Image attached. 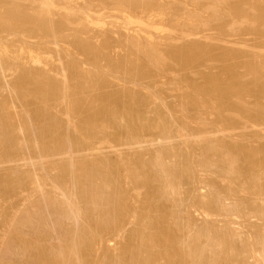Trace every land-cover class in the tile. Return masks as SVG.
Wrapping results in <instances>:
<instances>
[{
	"label": "bare ground",
	"instance_id": "obj_1",
	"mask_svg": "<svg viewBox=\"0 0 264 264\" xmlns=\"http://www.w3.org/2000/svg\"><path fill=\"white\" fill-rule=\"evenodd\" d=\"M87 1L88 0H86L84 4H87ZM103 1L115 2L118 8L121 9L125 6L130 7L132 9L131 12L133 10L138 11V8L146 13H148V10L152 12L153 4H155V10L158 8L156 11H159L160 7V2L158 3L159 7L156 8L157 1L152 0H102L101 4L103 3L104 5ZM190 1L192 2L193 0ZM195 1L196 3H193L194 5L190 2L191 6H196L198 2L200 5L204 2L206 4V0H194L193 2ZM207 1L211 3V6L213 4L216 6V8L212 6L215 11L212 9L213 11L209 12H214V14L211 13L214 17H208L215 18V20L216 18L219 20L220 18H224V21L227 20L226 24H229L228 21L234 24L238 22V20H244L245 17L249 15L247 13L249 9L246 8L248 6L247 4L252 5L255 11H252V8L249 10L253 12V15H249V21L253 20V22L251 21L252 25L250 26L248 24L251 23L246 22L248 26L245 28L243 27V33H254L257 35L264 33V21L260 18L261 16L264 17V0ZM260 1L262 6L259 4ZM97 2L99 1L97 0L96 3ZM109 2L107 3L110 4ZM168 2L167 5L170 4V1ZM179 2L181 3V1H178V5L182 6ZM257 2L258 4H256ZM75 3L76 1L73 2V0H0V30L5 32L8 31L7 33L10 32L11 35L12 33L15 35L16 33L17 35L20 33H22L20 35H23L24 33L27 39L29 37H35V39L38 37L40 39L41 37L44 39V41H42V39L40 40L44 42L43 44L39 40L35 41V44L40 47V49L41 47L45 48L52 40L59 44L60 41L63 42L62 40H64L66 36L69 40L71 36L73 41L71 45L74 44L79 52H83L88 57V60H90L88 62H91V64L95 66L97 65L96 63L99 62V55L102 54L100 56H103V53L108 51L107 48L110 49V45H112L110 44V40L112 42L113 39L111 38L109 40V34H111V32H109L110 28L102 32L103 29L98 27V31L101 29V34L103 35L99 47L98 45L92 44L95 43V41L92 42L93 39L91 36L89 39L92 40L88 39L89 42L85 39L83 40V37H81L82 35L79 36L78 33L80 30L82 31L81 33H84L83 28L86 30L89 29L85 21H88L90 17H87L85 13L88 12L89 15V11L91 10L86 6V8H89V11H87L84 6L80 4L79 6ZM90 3L88 4L90 5ZM98 4L99 3H97V6L100 5ZM161 4H163V2H161ZM173 4L175 8L173 6L169 7ZM182 4L183 6L181 9L184 10L185 3L182 1ZM92 5L91 3L90 6ZM167 5L165 3V6L167 8L169 7L168 13L170 12V14H167L171 22L169 21L170 23L167 22V24H163L167 26H170L168 23L171 24L172 29L169 28L170 30L165 32V26V31L164 29L163 31L166 34H164L162 29L161 31L159 29V32H163L164 34H162V36H164L163 38L158 36L155 37L149 32L151 30L148 31L147 28H149V26L151 28V26L155 24L150 21L152 20L151 18L147 17L149 20L147 19L148 22L142 24L143 26L140 24L144 23L146 19L143 17L144 22L141 21L143 13L140 12L141 20L139 21L141 22H138L141 26L138 29H136L137 27L133 28L134 31L128 27L131 33H126V36L124 34V38L121 36V38H123L121 43L116 39L117 42L115 43H117V46H122L123 44L126 47L128 46L130 54H133L129 59L128 57L130 56L127 54V58H113L111 57L112 55L109 56L106 54L110 57L108 58L107 56V60L109 61L106 63L105 60L106 65H99L100 67L98 66L96 70H84L80 67L81 62L78 64V58H76V60L75 57H73L74 53L71 56V51L69 52V50H67L69 48L59 44L61 47L67 48L64 49L62 47L65 54L69 52L71 56V59L67 56L70 60L68 62L66 61L67 64L65 63V65H67L66 69L68 68L67 73L69 74L70 72V75L65 77V74L62 72L65 77L64 79H59L58 77V75L61 74L59 72L61 71L60 69L59 71L56 70L59 72V74L58 72L56 73L58 74V78L52 75L49 76L47 73L49 70H53V67L52 69L49 68V70L45 68L46 71L48 70L47 72L45 71L47 74L44 72V74H42L41 71L44 69L35 71L34 66V69H29V64H27L28 61H26L28 57L27 52H24L26 58L23 57L22 54H19L22 57H18L19 55L14 54L16 57L11 58L12 61L11 59H7V61L13 63L10 62L11 65H14L13 67L15 69L12 67L11 70H18L16 74L18 78H16V80L13 79L17 85L13 86L18 87L16 88L17 90H21L16 93H18V97H20L21 101V103L20 101L19 103L24 105L22 106L24 109H19L18 113L14 109L15 112L10 111L12 109H10L7 103L11 102L10 100L13 95L11 94L12 96L8 102L7 99L9 95L8 97L5 96L7 92L5 95L1 93L0 98L4 99L6 97L7 99L5 98V101L2 99L0 102V264H251V259L253 257L255 261H253V258L252 262H256L254 264L264 261V223L263 226L262 224L259 225L262 226L261 232L259 231L260 228L255 227L257 229L255 232L259 231L260 234L258 236L255 234L257 238L254 242L243 240L241 241L242 243L240 242L239 246H237L238 244L234 245V237L240 233H238L236 229H232V227L231 229L229 226V228H220L216 226L215 222L210 220L196 228H192L193 225L190 219L187 220L184 217V215L188 217L190 214L189 211L191 210L190 208L193 205L189 204L188 201L189 198H191V193H187L188 198L185 192V197L186 199L188 198V200L181 195L184 194L182 193L183 184L187 181L185 187L189 186L190 184L188 182L191 179L189 176L192 173L195 174L200 169L201 172L211 173L214 180L221 177V175L230 174L229 176L231 177L228 176V182L224 189L219 188V184L216 186L213 184L214 187L212 186L209 197H203L201 198L202 200L198 198V200L200 199L202 202L201 205L206 209L204 210L205 214L210 215L211 212L208 208L210 205H213V203L214 205L217 204L222 206L225 204V198L228 197V195L230 197L235 195L236 199L243 201L242 203L240 202L242 207L239 201L236 203L237 205L239 204V209L238 207L236 208L237 205L233 207L236 202L234 201L231 207L223 206L226 211L238 209L242 211L241 215L245 218L258 216L264 220V144H258L259 146L256 145V147H252L251 145L231 144L232 146H228L224 149L225 146L222 148V144H224L223 141L222 144L219 142L223 138L220 140L215 137L217 141L219 140V144L217 141L214 144L209 142L211 146L204 140V142H201V139L204 137L200 134L201 131L204 136L207 133L205 138L208 140V138L210 139L216 134L214 132L215 134L212 135L210 132L216 130L217 132L223 131V134L224 132H229L227 133L229 135L232 134V132L235 133L234 129L237 130L239 128L241 129L242 135H247V131L251 130L250 128L260 129V132H262L261 128L264 127V55H262L263 58H258L255 54L253 57L251 53V56H246L244 52L246 58H240L239 60V56L234 54L238 57L236 60V57L233 55V50L229 51L225 49L224 51L227 50V52L224 53L226 54L225 56H231L232 58L234 56V60L236 61H232V58V60H229V58H227L228 60L224 59L225 62H222L223 64L218 67L217 71L200 73L201 79L197 80V74L200 72L198 69L199 66L203 64V62L205 65V60L211 59L213 56L209 55V51L205 48L207 46L202 45V42L200 44L198 41H195V39L192 40L191 36H196L200 33L199 35H204L209 38L207 31L209 29H215V31L221 34L224 32L223 30H225L223 33L225 36V33L228 32H226L227 26L224 28L226 24L224 25L222 22L223 19L220 25L218 24L219 20L216 22L217 25L214 24L215 21L213 23H211V21L206 22L208 17L205 16L206 19H203L201 16L203 14L202 11L199 13H202L200 16L203 20L199 17V20L198 18L195 19L197 15L189 13L195 16L192 17L195 20H192L189 15L190 19L185 18V20L181 21L179 20L181 18L177 17L181 15V13L178 15V11L181 12V10L176 11L179 8L177 2L174 1L171 5ZM209 5H205V8L208 6L209 9ZM217 5L220 8L223 7L222 10L218 8ZM244 7L247 10H245ZM118 8L116 9L119 10ZM160 8V11L163 10V13L167 12V10L163 9V5ZM195 8L196 7H194V9ZM111 9L114 8L111 6L109 10L111 11ZM154 9L153 11H155ZM170 9L174 11H172V14H177V16L173 15L177 18L169 16L172 15ZM191 9H189V11L193 12ZM197 10L201 9L199 8ZM197 10L195 13H198ZM123 11H125V9ZM94 12L96 11L92 13ZM162 12L159 16L163 15ZM124 13L127 14V12ZM146 13L145 16L147 15ZM159 13H156V19L159 18L156 17ZM111 14L114 13H110V15ZM129 14L131 16L134 13L131 14L129 12ZM183 15H185V13H183ZM124 16L126 15L123 14V17ZM135 16H138L137 19H139L138 14ZM150 16L152 15L150 14ZM189 16L187 14L188 18ZM240 16L242 18H240ZM163 17H165V15H163ZM130 19H128V21ZM133 19L132 21H134ZM160 19L161 18L158 20ZM113 20L114 19H112V23H114V26L112 25V27L119 28L120 25L115 26V23L118 25L119 22H113ZM124 22L126 21L124 20ZM135 22L136 25L137 20ZM91 23L94 22L92 21ZM156 23L157 25L158 23L160 26L162 25L160 22ZM210 23L214 24V26ZM241 23L244 22L241 21ZM88 24L90 23L88 22ZM233 24V27H231L236 28ZM155 25H153L152 28L156 27ZM240 26H237L236 29H240ZM243 28L241 27L242 30ZM239 29L238 31H240ZM116 30L115 32H117ZM65 31H67V33H65ZM215 31L213 33H215ZM229 32H231V30ZM234 32L235 31H233V33ZM94 34L96 33L93 32L92 36H94ZM238 34H242V32H238ZM226 36H228V34ZM24 38L26 37L23 35V39ZM29 39L28 41H31ZM68 39H66V42ZM100 39H98V41ZM36 42L39 43L37 44ZM118 42L120 45H118ZM226 42L227 41H225V43ZM45 43L47 44L45 45ZM36 45L35 47L38 48ZM29 46L30 45L27 47L30 48ZM115 46L113 45L112 48L114 49ZM50 48L52 49V47ZM58 48L60 47H57V49ZM104 49H107V51H104ZM43 50L44 49L41 51ZM28 51H30V49ZM113 52L115 53L114 50ZM4 53L5 56L8 55L7 57L2 56L3 59L10 58V52L8 50L7 52L5 50ZM57 53L59 55V49ZM60 55L62 56L63 53ZM134 56V60H131ZM30 58L32 59L33 57ZM61 58L63 59V57ZM0 60L2 59L0 58ZM66 60L68 59L66 58ZM4 61L5 64L2 62L4 65H0L2 67L5 66L3 69L0 67L2 72L6 67L11 66L10 64H6V60ZM61 62L62 60L59 63ZM59 65L63 67L62 65L64 64ZM53 66H57L56 63ZM189 68L193 69V71L194 69L198 71L196 75L194 71L193 76L196 78L190 76V73L185 74L182 72L185 75H178L179 72L181 73V71H186ZM66 69L64 71H66ZM54 71L55 70H53V72ZM114 73L117 76L116 78L114 77ZM120 73H122V75ZM49 74H51V72ZM163 78L165 81L161 82ZM145 79L149 80L145 81ZM140 81L147 83V88H153V91L149 90L152 92H149L150 94L148 93L149 96L146 97L147 94L144 97V94L139 96V90L134 93L132 91L134 89L130 91V87L127 88L125 85L131 82L133 86V83L140 84ZM177 82H181L180 84L184 82L183 88L185 87V89L182 88L183 91L180 90V84L175 85ZM161 83L169 86L174 84V87L178 86L180 88L178 90H180L181 94L184 92L183 96L194 102L193 109L196 107L202 112L207 110V113L211 111L214 113L213 120L210 118V121L209 119L208 121L207 119L203 120L200 117L204 114L203 112V114L199 116L201 119H198V121L206 122L205 124L199 122V124L202 125H199V127H203L202 129L204 130L200 128L201 130L199 131L196 129V132L193 128L187 130L191 122L188 124L187 120H184L179 123V116L175 115L178 118V120L175 121L178 123V127L174 128V130H176L174 136L176 135L179 138L177 139L175 137L177 143H173L174 141L171 142V136H173V127L171 129L172 122L167 120L168 117H165L162 112L160 113L159 109L162 106H158L159 108L156 106L157 108L154 109L156 110V116H154V118L152 117V121L156 118V120H154L156 121L155 124H153L154 121L150 122L151 118L146 119V121L152 124V128L153 125H156L155 128H158L157 130H159L163 138L166 137L167 139L171 137L169 143L173 144L171 145L168 143V140L164 141L165 139L162 140L163 138H161V145H155V149L153 148L154 152L152 151L150 153L148 151L150 156L148 155L149 158L145 157V159L142 157L145 154L141 155L139 151H137L138 154H136V150L134 151L136 155H133V158L128 154V157L125 155L122 156L121 151V154H119L120 152L118 153L119 156L121 155L120 157L117 155L118 158H107L108 154H104V148L106 150V148L109 147L119 148L123 146L122 148L128 147L132 150L135 146H140L143 143L148 144V142H146L147 140L144 142L145 139L143 140V137H140L139 134L141 133H138L141 132L139 129L145 127L143 126L144 123L148 124L145 122V119L144 121L142 119V107H145L147 102L149 103L152 98L154 100L156 97H160L159 92L164 89L161 88V90L156 88V90H154V87H158L159 85L160 88V85L163 86ZM118 85H120V87L122 86V88H117ZM108 86L113 89L110 88L108 91ZM105 87H108L107 90H105ZM16 89L12 88V91ZM2 90H4L3 87ZM249 97L252 98L250 99L251 101ZM158 98L155 102H160ZM162 98L161 96V99ZM13 99L15 100L16 98L14 97ZM49 100H51L50 103ZM51 103L54 105L58 104V106L56 105L57 108L65 106L66 109H64V107L60 108L62 111L66 110L65 113L67 117L73 115V119H71L73 122L70 120V118H72L71 116L65 119L61 116V113H57L54 109L56 106L54 107ZM6 105L9 107H7V110H4L3 108H6ZM170 110L173 111L174 108ZM77 113H79L78 116L80 115V117L75 119H78L77 121H80L79 123L76 121L74 122V117L76 116L74 114ZM207 113L205 114L206 116ZM177 114L180 113L177 112ZM18 118L22 122H20ZM79 118H81V120H79ZM197 118L198 117H196V119ZM18 122L20 124H18ZM149 126L150 125H148V127ZM106 127H110L112 130L109 131ZM105 128L109 132L105 130ZM102 132H104L103 136H100ZM155 132L158 134V131ZM209 133L212 136H209ZM200 135L202 136L201 138ZM256 135H259V133H256ZM151 140L153 141L154 138ZM22 141L25 142V144H23ZM150 142L149 144L152 145L153 142ZM186 148L187 150L190 148L189 151L191 152L198 149L201 153L200 156H202L200 157L201 161L199 160L197 163L193 158H190L191 153H189V156V154H187L189 151H187ZM149 149L150 151L152 150L150 147ZM143 151L144 150H142V152ZM183 152H186L185 155ZM123 154L125 153L123 152ZM224 155L227 157L229 156V158H227L228 160L224 158ZM172 156H175L177 159L174 157L172 159ZM179 156L182 160V167H177L176 164L172 162L174 159L175 163L176 160H180ZM169 157L173 165L169 163L170 160H167ZM177 163L179 164V161ZM198 164L201 165L199 169L197 167ZM36 166L43 170V172L41 171L42 174L36 171ZM258 168L261 169L258 170ZM51 169H54L53 171L55 173L51 172ZM193 174L191 176H193ZM187 177L189 178L188 180L186 179ZM183 180H185V182ZM180 187H182V189H180ZM241 191H245L249 195L239 197L238 194ZM260 202H262V204ZM167 204L168 206H166ZM186 206L188 214L186 213L187 211L183 212L186 210ZM214 208L217 209V206ZM130 222L134 223V225L132 226ZM127 223H130V228H127ZM114 234H116L113 236L115 239L121 234H123L125 238V241L122 243L120 242L121 244L119 243L120 245H118V247L115 245L117 252L111 249L112 246H108L110 245V237ZM255 245H258V248ZM98 250L101 252V255H97Z\"/></svg>",
	"mask_w": 264,
	"mask_h": 264
},
{
	"label": "rangeland",
	"instance_id": "obj_2",
	"mask_svg": "<svg viewBox=\"0 0 264 264\" xmlns=\"http://www.w3.org/2000/svg\"><path fill=\"white\" fill-rule=\"evenodd\" d=\"M76 1V5H82V6H84L85 8H86V6H88L89 8H90V10L93 12V11H96V12H94V13H92L91 11H89V8H86V10L87 11H89V15H88V12L87 13H85L86 15H87V17H90V19L88 20V21H85L86 23H87V28H89V29H85V28H83V32L85 33H81L82 31L80 30V32L78 33L79 34V36H81V37H83L82 39L84 40H87L88 41V39L89 38H91L92 37V39H89V40H92V42L93 41H95V43H92V44H94V45H98V47L100 46L99 44H100V42H102V38H103V35L101 34V29H103L102 30V32H105V30L107 31L108 30V28H110L109 29V32H111V34H109V40L112 38L113 40H112V42H111V40H110V44H112V45H110L111 47H110V49L109 48H107L108 49V51H107V49H104V51H107V52H104L103 53V56H100V55H102V54H100L99 55V58H98V61L99 62H97L96 64L97 65H95V66H93L94 64H91V62L89 63L88 61H90V60H88V57L83 53V52H79V50H77V48L75 47V45L74 44H72L71 45V42L73 43V41H72V37L70 36V40L67 38V36L65 37V39L64 40H62L63 42H59V44L60 45H63L64 47H68L69 49H67V48H64L63 46V48L64 49H67V50H69V52L71 53V56H72V54L74 53V55H73V57H75V59L76 58H78V60H79V62H78V64L80 63V67L81 68H83L84 70H91V69H97V67L99 66V65H106L105 64V60H106V63H107V61H109V60H107L108 58H110L109 56H111V57H113V58H116V57H120V58H123V57H128V56H130V57H128V59L129 58H131L132 56L131 55H133L132 53L130 54V52H129V48H128V46L126 47L124 44L122 45V46H117L116 44L117 43H115V42H117V41H119L120 43H121V40H123V38L126 36V33L127 34H130L131 32V30L132 31H134L133 30V28H135V27H137L136 29H138L142 24H145L146 22H148V18L147 17H149V18H151L152 20H150V21H152L153 23H155V24H153V25H155L156 27H154V28H152L153 27V25L151 26V28H150V26H149V28H147L148 29V31L149 30H151V31H149L151 34H153L155 37L156 36H158V37H161V38H163L164 36H162V34H163V32L165 31V29H166V31L165 32H167V30L169 31L170 29H172V25L171 24H169L171 21H170V18L168 17V14H170V12L168 13V10H169V7H174V4L173 5H171L174 1H176L177 2V5H178V1H181V5L183 6V4H182V1H183V3H185V9L184 10H182L181 8H182V6H180V5H178V7L180 8H178L177 6V10L176 11H178V10H181V12L180 11H178V15H180L179 13H181V17L180 16H177V14L176 15H174V14H172V11L173 10H175V9H173V8H171V9H173L172 11H171V9H170V11H171V14L172 15H169V16H172V18H181V19H179V20H185V18L186 19H190V16H191V18L192 17H195V16H193L194 14H196L197 16L195 17V19H197L198 17L201 19V16H202V18L203 19H206V17H212L213 15H211V13L212 14H214V12H211V13H209L210 11H213L214 9H213V7L215 6V4H213L212 6H211V3L209 2V1H207L206 0V4H205V2L203 3V1H202V3L204 4H199V2L196 4V6H191V3H192V5H194L195 3H196V1L195 2H191L190 0H152V1H157V3H156V8L157 7H159V5H160V7H162V5H163V9L164 10H167V12H162V11H160V7H159V11H160V13H159V11H156L154 8H155V4H153L152 6H153V8H152V12L151 11H149L148 10V13H146V12H144V11H142L140 8H138L137 10L138 11H135V10H133L132 12H131V8L130 7H124V8H118V6H117V4H115V2H109V1H107V2H109L110 4H108L106 1H103L104 2V5H107V6H104L103 5V3L101 4V2H102V0H98L99 2H97V3H99L98 5L99 6H102V7H99V6H97V3H96V1L97 0H88L87 1V4L88 3H92L93 5L92 6H90L91 5V3H90V5L88 4H84V3H86V0H75ZM74 0H73V2H75ZM84 1V2H83ZM168 1H170V4H168V5H171V6H169L168 8L165 6V3H166V5H167V3H169ZM173 1V2H172ZM191 3H190V2ZM160 2V4L158 5V3ZM161 2H163V4H161ZM172 2V3H171ZM210 3V5H209V3ZM78 3V4H77ZM152 3H154V2H152ZM186 3H188V4H186ZM189 3H190V5H189ZM194 3V4H193ZM200 6H199V5ZM209 5V9H208V6L205 8V5ZM256 4H258V2L256 3ZM259 4L261 5L262 3H261V1L259 2ZM79 5V6H80ZM167 5V6H168ZM188 5V6H187ZM248 6L246 7V8H248L249 10L251 9L252 11H255L254 10V8L252 7V5H249V4H247ZM259 5V6H260ZM109 6H110V8H111V6H112V8H114V9H111V11L109 10L110 8H109ZM116 6V7H115ZM198 6V7H197ZM203 6H204V8H203ZM244 6V5H243ZM249 6H251V7H249ZM262 6V5H261ZM264 6V5H263ZM91 7H92V9H91ZM97 7H98V9H97ZM105 7V8H104ZM108 7V8H107ZM119 7H122V6H119ZM164 7H166V8H164ZM194 7H196L195 9H194ZM211 7V8H210ZM217 7H218V5H217ZM94 8V9H93ZM116 8H118L119 10H117ZM130 8V9H129ZM175 8V7H174ZM184 8V7H183ZM191 9V8H193V9H191V10H193V12L191 13L190 11H189V9ZM201 9V10H197V9ZM203 8V9H202ZM215 8H216V6H215ZM218 8H220V7H218ZM217 8V9H218ZM223 8V7H222ZM222 8H220L221 10H222ZM245 7H244V9L245 10H247ZM97 9V10H96ZM125 9V11H123ZM153 9L155 10V11H153ZM213 9V10H212ZM99 10V11H98ZM109 10V11H108ZM114 10V11H113ZM197 10V12L198 13H195V11ZM205 10H208V11H205ZM249 10H247V13L250 15V14H252L253 12L252 11H249ZM106 11V12H105ZM108 11V12H107ZM113 11V12H112ZM115 11H116V13H115ZM121 11V12H120ZM123 11V12H122ZM186 11V12H185ZM200 11H202V13H199ZM215 11V10H214ZM124 12H127V14H125ZM129 12L131 13V14H133V15H131V16H133V17H131L130 16V14H129ZM138 12V13H137ZM143 13L142 14V20L140 19L141 18V13ZM151 12V13H150ZM154 12V13H153ZM159 13L156 17H159V18H161L160 20H158L159 18H155V15H156V13ZM161 12L163 13V15H165V17H163V15L162 16H159V15H161ZM174 12V11H173ZM208 12V13H207ZM93 15H92V14ZM103 13V14H102ZM106 13V14H105ZM110 13H114V14H111L110 15ZM120 13H122V14H120ZM139 15V19H137L138 18V16H135V15H137V14ZM145 13L147 14L146 16H145ZM153 13V14H152ZM168 13V14H167ZM183 13H185V15H183ZM188 14V16L190 15V14H193V15H190L189 16V18L187 17V14ZM190 13V14H189ZM207 13V14H206ZM255 13V12H254ZM91 14V15H90ZM104 14H105V16H104ZM119 16H118V15ZM123 14L124 15H126V16H124L123 17ZM150 14L152 15V16H150ZM166 14H167V16H166ZM202 14V15H201ZM204 14H206V15H204ZM144 15V16H143ZM177 16V17H174V16ZM199 15V16H198ZM201 15V16H200ZM204 15V16H203ZM249 15H248V17L246 16L245 17V19H246V21H245V19L243 20V19H241V20H238V22H236V23H234L233 24V22H231V21H228L229 22V24L227 23L226 24V22H227V20L226 21H224V18H222L223 19V23H224V25H225V27L224 28H226V26H227V29H226V32L227 33H225V36L223 35V33L225 32V30H223L224 32L221 34V33H219V32H217V31H215V29H209V30H207L208 31V34H209V38L208 37H205L204 35H199V34H197L196 36L195 35H193V36H191V39L192 40H194L195 39V41H198L200 44H201V42H202V45H205V46H207V47H205L209 52V55L210 56H213V57H211V59L213 60H211V59H206L205 60V65H204V62H203V64H201L200 66H199V74H197L198 73V71H195V69H194V71H195V75L197 74V78L195 77V76H193L194 75V71H193V69H187L186 71H181V73L182 72H184L185 74H187V73H190L189 75L190 76H192V77H195L197 80H200L201 78H200V73H203V72H209V71H212V72H215V71H217L218 70V67H220L223 63L222 62H225V60H228L227 58H229V60H232V61H236L237 60V58L238 57H236L235 55H237V56H239V60H240V58H246V56H251L250 55V53L253 55V57L255 56V55H257L256 57H258V58H260V57H262L263 58V56L262 55H264V33L262 34H260V35H257V34H254V33H243V31H244V28L245 27H247L248 25L250 26V25H252V22H253V20H251V21H249L250 20V17H249ZM253 15V14H252ZM255 15H257V14H255ZM93 16V17H92ZM99 16V17H98ZM112 18H111V17ZM131 17V19H130V17ZM206 16V17H205ZM95 17V18H94ZM135 17H136V19H135ZM143 17L144 18H146L145 19V22H144V19H143ZM162 17H163V19H162ZM169 19H168V18ZM183 17V18H182ZM207 18L206 20H204V21H206V22H210L211 21V23H213L214 21H215V25H217V23L216 22H218V20L219 19H217L216 18V20H215V18ZM214 17V16H213ZM111 18V19H110ZM116 18V19H115ZM124 18V19H123ZM134 18V19H133ZM172 18H171V20H172ZM199 18H198V20H199ZM240 18H242L241 16H240ZM239 18V19H240ZM247 18H248V20H247ZM263 21H264V17L263 16H261L260 17ZM88 19V18H87ZM94 19V20H93ZM97 19V20H96ZM99 19V20H98ZM112 19H114L113 20V22H119L118 23V25H117V23H115V26H119V28L118 27H112V25L114 24V23H112ZM120 19V20H119ZM127 19V20H126ZM128 19H130L129 21H128ZM132 19L134 20V21H132ZM148 19V20H147ZM165 19V20H164ZM194 18H192V20H193ZM194 19V20H195ZM203 19H201V20H203ZM221 18H220V20H219V22H218V24L220 25L222 22H221V20H222ZM227 19V18H226ZM110 20V21H109ZM116 20H119V21H116ZM124 20L126 21V22H124ZM137 20V24L135 25V21ZM139 20H141L142 22H144V23H140L141 25H139V22H141V21H139ZM147 20V21H146ZM228 20H230V19H228ZM94 22V23H91V22ZM96 21V22H95ZM128 21V22H127ZM139 21V22H138ZM170 21V22H169ZM241 21L242 22H244V23H241ZM88 22L90 23V24H88ZM130 22V23H129ZM132 22H133V24H132ZM156 22H160V24H162L161 26L159 25V23H158V25H157V23ZM167 22H169L168 23V25H170V26H167V25H165V24H167ZM231 22V23H230ZM246 22H248V23H251V24H248L247 25V23ZM121 23V24H120ZM127 23H129V24H127ZM151 23V22H150ZM163 23H165V24H163ZM210 23V24H211ZM239 23V24H238ZM241 23V24H240ZM245 23H246V25H245ZM264 23V22H263ZM110 24V25H109ZM122 24H123V26H122ZM125 24V25H124ZM214 24H211V25H213L214 26ZM232 24L234 25V27H236L237 28V26L239 27L240 25V31H238V29H236V28H232L233 26H232ZM237 24V25H236ZM243 24V25H242ZM254 24V23H253ZM74 26H76L75 24H73ZM93 25V26H92ZM138 25V26H137ZM164 25V26H163ZM230 25V26H229ZM236 25V26H235ZM245 25V26H244ZM89 26V27H88ZM92 27V29H91V27ZM114 26V25H113ZM126 26V27H125ZM143 26V25H142ZM158 26H160V27H158ZM163 26V27H162ZM165 26H166V28H165ZM232 26V27H231ZM96 27V28H95ZM98 27L99 28H101L100 29V31H98ZM128 27L131 29H129L128 30ZM162 27V28H161ZM230 27V28H229ZM241 27L243 28V30L241 29ZM127 28V29H126ZM165 28V29H164ZM170 28V29H169ZM229 28V29H228ZM232 28V29H231ZM81 29V28H80ZM95 29H97V30H95ZM116 29H118V30H116ZM155 31H154V30ZM159 29H160V31H161V29H162V31H163V29H164V31L163 32H159ZM90 30H91V33L93 34V32L94 33H96V34H94V36H92V34L90 33ZM94 30V31H93ZM115 30L117 31V32H115ZM128 30V31H127ZM231 30V32L233 33V31H235V32H242V34H238V32L237 33H233V35H232V33L231 32H229ZM88 32V33H86V32ZM98 33H97V32ZM210 31V32H209ZM215 31V33L216 34H218V35H216L215 33H213ZM8 31H1L0 30V58L3 60H0V62L2 61L3 63L5 62L4 60H6V64H10V62L12 61V59L11 58H14V57H16L14 54H16V55H19V54H22V56L23 57H25L26 58V56H25V53L24 52H27L28 53V55H27V53H26V55L29 57H27L26 58V61H28V63L27 64H29L28 66V68L29 69H34V67H35V71L36 70H42V69H44L43 71H41L42 72V74H44V73H46L48 70H49V68L50 69H52V67L54 68L53 70H55L54 72H53V70H49L47 73H48V75L49 76H55V77H57V75L59 74V72L61 73V74H59L58 75V77H59V79L60 78H62V79H64L65 77H68L67 75H70V72H69V74L67 73L68 71H67V69H66V66L67 65H65V63L67 64V62L71 59V56H70V53L68 52L67 54H65V52H64V50L62 49V47L58 44V43H55V42H53V40L52 41H50V43H45V45L47 44V46H49V47H47V46H45V48L44 47H41V49H40V47H38L36 44H35V41H40L41 39H42V41H44V39L43 38H41L40 37V39L38 38V37H36V39H35V37H29L28 39L29 40H31V41H28V39H27V36H25L26 34H24L23 33V35H24V37H26V38H24L23 39V35H20V34H22V33H20L19 35H17V33H16V35L14 34V33H12V35H11V33L9 32V33H7ZM100 32V33H99ZM113 32V33H112ZM121 34H120V33ZM122 32H123V34H122ZM125 32V33H124ZM130 32V33H129ZM152 32H154V33H152ZM164 32V34H166ZM264 32V31H263ZM65 33H67V31H65ZM90 33V34H89ZM161 35H159V34ZM212 33V34H211ZM4 34V35H3ZM7 34V35H6ZM69 34V33H68ZM98 34V35H97ZM99 34H100V36H99ZM119 34V35H118ZM125 34V36L123 37V35ZM157 34V35H156ZM163 34V35H164ZM168 34V33H167ZM201 34H203V33H201ZM221 34V35H220ZM228 34V36H226ZM238 34V35H237ZM1 35H3V36H1ZM15 35V36H14ZM97 35V36H96ZM213 35V36H212ZM88 36V37H87ZM91 36V37H90ZM96 36V37H95ZM119 36V37H118ZM121 36L123 37V38H121ZM201 36V37H200ZM204 36V37H203ZM212 36V37H211ZM215 36V37H214ZM223 38H221V37ZM224 36V37H223ZM232 36V37H231ZM256 36H258V37H256ZM261 36V37H260ZM69 37V36H68ZM86 37V38H85ZM95 39H94V38ZM157 37V38H158ZM217 37V38H216ZM219 37V38H218ZM231 37V38H230ZM32 38V39H31ZM38 38V39H37ZM101 38V39H100ZM120 38V39H119ZM160 38V39H161ZM203 38V39H202ZM206 38V39H205ZM211 38V39H210ZM213 38V39H212ZM224 38H226V39H224ZM23 39V40H22ZM25 39H26V41H25ZM66 39H68L67 40V42H66ZM98 39H100L99 41H98ZM116 39H117V41H116ZM220 39V40H219ZM42 41H40V42H42ZM98 41V42H97ZM220 41V42H219ZM225 41H227L226 43H225ZM47 42V41H46ZM64 42H66V43H64ZM89 42V41H88ZM118 42V45H120V43ZM178 42H180V41H178ZM207 42H209V43H207ZM33 43V44H32ZM37 43V42H36ZM39 43V42H38ZM37 43V44H38ZM44 42H42V44H43ZM54 43V44H53ZM62 43V44H61ZM66 44V45H64V44ZM206 43V44H205ZM30 45L29 47L30 48H28L27 46L28 45ZM31 44H32V46H31ZM38 47V48H36L35 47V45ZM56 44H57V46H56ZM115 46L114 47V49L112 48V46ZM124 46H125V48H124ZM32 47H33V49H32ZM50 47H52V49L50 48ZM57 47H60V48H58L59 49V55H58V49H57ZM121 47H123V48H120ZM28 48V49H27ZM47 48V49H46ZM75 48H76V50H75ZM116 48H117V50H116ZM128 48V49H127ZM30 49V51H28ZM37 49V50H36ZM42 49H44L43 51H41ZM49 49V50H48ZM55 49V50H54ZM61 49V50H60ZM122 49H124V50H127V51H124V50H122ZM217 49V50H216ZM225 49H228L229 51H231V50H233V55L236 57V60H234V56H233V58L231 57V56H229V57H227V56H225L226 54H224L225 52H227V50L226 51H224ZM5 50H6V52H7V50L10 52V54H9V56H10V58L8 57V58H4L3 59V57H7V55L5 56ZM32 50V51H31ZM51 50V51H50ZM111 50V51H110ZM113 50L115 51V53L113 52ZM76 51H78V52H76ZM123 51V52H122ZM224 51V52H223ZM239 53H238V52ZM2 52V53H1ZM12 52V53H11ZM29 52H31V53H29ZM33 52V53H32ZM46 52V53H45ZM110 52V53H109ZM237 52V53H236ZM241 52V53H240ZM244 52H245V54H246V56H244ZM3 53H4V55H3ZM18 53V54H17ZM61 53H63V55L61 56L60 54ZM84 55H83V54ZM216 53V54H215ZM249 53V54H248ZM257 53V54H256ZM13 54V55H12ZM106 54H108V55H106ZM117 54V55H116ZM118 54H119V56H118ZM121 54H125L124 56L123 55H121ZM126 54L128 55V56H126ZM224 54V55H223ZM239 54V55H238ZM255 54V55H254ZM65 55V56H64ZM78 55V56H77ZM105 55V56H104ZM241 55V56H240ZM261 55V56H260ZM3 56V57H2ZM11 56H13V57H11ZM21 55H19L18 57H22ZM63 57V59L61 58V57ZM70 58H68V57ZM107 56H108V58H107ZM221 56H223V57H221ZM30 57H33L32 59L30 58ZM60 57V58H59ZM68 59V60H66V58ZM87 57V58H86ZM103 57V58H102ZM224 57H226V58H224ZM134 58H135V56L131 59V60H134ZM232 58V59H231ZM7 59H11V61H7ZM100 59V60H99ZM217 59V60H216ZM225 59V60H224ZM241 59V60H242ZM15 60V59H14ZM62 60V62L61 63H59L60 61ZM77 60V59H76ZM29 61H30V63H29ZM67 61V62H66ZM0 63V65L2 64V65H4L3 63ZM7 62H9V63H7ZM14 62V61H13ZM101 62V63H100ZM208 62V63H207ZM12 63V62H11ZM55 63H56V65L57 66H59V67H57V66H53V65H55ZM104 63V64H103ZM13 64V63H12ZM49 64H50V66H49ZM59 64H64V65H62L63 67H61V65H59ZM11 65V64H10ZM9 65V66H10ZM31 65V66H30ZM92 65V66H91ZM8 66V65H7ZM14 65H11L10 67H6L4 70H3V72H2V69L5 67H2V66H0L1 68H0V71H1V73H0V95H1V93H3L4 95L6 94V92H7V94L5 95L6 97H8V95H9V98L7 99L5 96H3V97H5L6 99H7V101L10 99V97H11V102H9V103H7V104H9V106H10V109H12V110H10V109H8V110H10V111H16L17 113L19 112V109L20 110H23L24 108L22 107V106H24V105H21L20 103H21V101H20V97H18V93H16V92H18V91H21V90H17L16 88H18V87H14L13 85H17V84H15V80H16V78H18V77H16V74H17V72H18V70H11L12 69V67H13ZM27 66V65H26ZM34 66V67H33ZM100 67V66H99ZM7 68H8V70H7ZM48 68V70L46 71V69ZM57 68V69H56ZM193 68V67H192ZM206 68V69H205ZM13 69H15L14 67H13ZM59 69L61 70V71H59ZM66 69V71H64ZM241 69V68H240ZM56 70H58V71H56ZM192 70V71H191ZM242 70V69H241ZM16 71V72H15ZM39 71V72H40ZM46 71V72H45ZM44 72V73H43ZM51 72V74H49ZM53 72V73H52ZM58 72V74H56ZM62 72H63V74H65L64 76H63V74H62ZM197 72V73H196ZM46 73V74H47ZM180 72H179V76L180 75H182L183 76V74L184 73H182L181 74ZM192 73V74H191ZM45 74V75H46ZM117 74V73H116ZM121 75H122V73H120ZM184 74V75H185ZM177 75V76H178ZM57 77V78H58ZM114 77L116 78L117 76L115 75V73H114ZM109 78H110V76H109ZM113 78V77H112ZM13 79H15V80H13ZM144 80V79H143ZM147 79H145V81H146ZM149 80V79H148ZM147 80V81H148ZM12 81H13V83H12ZM163 81H165V79L163 78V79H161V82H163ZM120 82V81H119ZM141 83L139 84V83H133V86H132V83L130 82L128 85L127 84H125L126 86H127V88L128 87H130L129 89H130V91H131V89H134V90H132L134 93H136L137 92V90H139L138 92H139V96H142L143 94V97L146 95V97L147 96H149L148 95V93L150 92V91H153V88H147V83H145L144 81L142 82V81H140ZM176 82V81H175ZM1 83H2V85H1ZM165 83V82H164ZM181 83V82H180ZM179 82H177V84H175V85H178V84H180ZM134 84H135V86H134ZM137 84V85H136ZM162 84V83H161ZM183 84H184V82H182V84H180L179 85V87L181 86V89L177 86H173L174 84H170L171 86H169V85H165V84H162L163 86H161L160 85V88H159V85H158V87H154V90H156V88H158V89H164V90H160L161 92H159L160 93V97L158 98V97H156V99H154L153 100V98H152V100H150L149 101V103L147 102V104L145 105V107H142V114H143V121H144V119H145V122H147L146 121V119H149V118H151V120H150V122H153L154 120H156V118L155 119H153V121H152V117L154 118V116H156L155 115V111L156 110H154L155 108H157L158 106L160 107V106H162L159 110H160V113L162 112V114L165 116V117H168L167 118V120H169L170 122H172V126H171V129H172V127H173V130H174V128H177L178 127V123L177 122H175V121H177L178 120V118H177V116H175V115H178L179 116V123L181 122V121H184V120H187V123L189 124L190 122V126L189 125H187V126H189L188 127V129L187 130H189V128H190V130L193 128V130H195L196 132H197V130L196 129H198L199 131L203 128H201V127H199V125H201L202 124V122L199 120L198 121V119H207V121H208V119L210 118V119H212L213 120V115H214V113H212L211 111H210V113H207V110H204V108H203V112H204V114H203V112L201 111V110H199V109H197L196 107H194V109H193V105H194V102L193 101H191L189 98H187V97H184L183 96V94H184V92H182V94H181V92H180V90L181 91H183L182 90V88H183ZM4 85V86H3ZM165 85V86H164ZM10 86H13V87H10ZM146 86V87H145ZM154 86H156V85H154ZM167 86V87H166ZM173 86V87H172ZM2 87H3V89L5 90H2ZM6 87V88H5ZM109 87V86H108ZM108 87H105L106 89L105 90H107V88ZM114 87H115V85H114ZM117 87V86H116ZM139 87V88H138ZM141 87V88H140ZM12 88H15L16 90H14V91H12ZM111 87H109L108 88V91H109V89H110ZM117 88H122V86L120 87V85H118V87ZM144 88V89H143ZM111 89H113V88H111ZM157 89V90H158ZM167 89V90H166ZM178 89H180V90H178ZM183 89H185V87L183 88ZM22 90H23V88H22ZM150 90V91H149ZM170 90V91H169ZM187 90V89H186ZM159 91V90H158ZM174 91V92H173ZM185 91V90H184ZM13 92H15V93H13ZM186 92H188V91H186ZM10 93V94H9ZM150 93H152V92H150ZM149 93V94H150ZM2 94V95H3ZM12 94V95H11ZM179 94V95H178ZM15 95V96H14ZM18 98H17V97ZM161 96L163 97L162 99H161ZM16 98L15 100L13 99V98ZM176 97V98H175ZM4 98V99H5ZM157 98H158V100H160V102L158 103V102H155V100L157 101ZM187 98V99H186ZM3 99V98H2ZM2 99L0 98V102L2 101ZM3 99V101H5ZM177 99V100H176ZM250 99H252L251 97H249V100ZM13 100V101H12ZM38 100V99H37ZM162 100H163V102H162ZM248 100V101H249ZM15 101H16V103H15ZM19 101H20V103H19ZM39 101V100H38ZM50 101L51 100H49V103H50ZM152 101V102H151ZM188 101V102H187ZM251 101V100H250ZM18 102V103H17ZM37 102V101H36ZM161 102H162V104H161ZM192 102V103H191ZM156 103V104H155ZM182 103H185V104H182ZM14 104V105H13ZM18 104V105H17ZM33 104V103H32ZM51 104H53V103H51ZM163 104H165V105H163ZM175 104V105H174ZM178 104V105H177ZM191 104H192V106H191ZM54 105V104H53ZM58 106V104H55L54 105V107L55 106ZM8 105H6V108L4 107L3 109L5 110H7V107H9ZM14 106V107H13ZM16 106V107H15ZM20 106V107H19ZM31 106H34V105H31ZM57 106H56V108H54L56 111H57V113H61V116L63 117V118H65V119H68L71 115H69L68 117L66 116V110H64V111H62V109L61 108H63L64 107V109H66L65 108V106H60V107H58L57 108ZM157 106V107H156ZM22 107V108H21ZM29 107H30V105H29ZM146 107H148V108H146ZM158 107V108H159ZM182 107V108H181ZM191 107V108H190ZM173 108H174V110H173ZM184 108H186V109H184ZM196 108V109H195ZM14 109V110H13ZM27 109H28V107H27ZM53 109V110H54ZM58 109H59V111H58ZM170 109H172L173 111H174V113H176V114H174L173 113V111H171ZM177 109V110H176ZM180 109V110H179ZM54 110V111H55ZM162 110V111H161ZM191 110V111H190ZM197 111V113H196V111ZM202 112L201 114H199L200 112ZM14 111V112H15ZM61 111V112H60ZM158 111V110H157ZM171 112V114H170V112ZM176 111V112H175ZM187 111V112H186ZM209 111V110H208ZM169 112V113H168ZM177 112L178 113H180V114H177ZM190 112V113H189ZM193 112V113H192ZM225 112V111H224ZM63 113V114H62ZM64 113H65V115H64ZM152 113V114H151ZM168 113V114H167ZM207 113V116L205 115ZM78 114L79 113H77V114H74V115H76L75 117H74V122L76 121V122H80V121H77L78 119H75V118H77V117H80V115L78 116ZM158 114V113H157ZM181 114H183V115H181ZM196 114V115H195ZM203 114V115H202ZM180 115H181V117H180ZM186 115V116H185ZM200 115H202V116H200ZM171 116V117H170ZM174 116V117H173ZM185 116V117H184ZM199 116L201 117V118H199ZM206 116V117H205ZM210 116V117H209ZM212 116V117H211ZM72 118H70V120L71 119H73V115L71 116ZM145 117V118H144ZM189 117V118H188ZM196 117H198L197 119H196ZM171 118H175V119H171ZM181 118V119H180ZM182 118H183V120H182ZM185 118H187V119H185ZM190 119V120H189ZM210 119H209V121H210ZM18 120H20L19 118H18ZM79 120H81V118H79ZM172 120V121H171ZM189 120V121H188ZM192 120H194V121H192ZM72 121V120H71ZM142 121V120H141ZM142 121V122H143ZM174 121V122H173ZM198 121V122H197ZM20 122H22L21 120H20ZM73 122V121H72ZM155 122L156 121H154L153 122V124H155ZM170 122H169V124H170ZM186 122V121H185ZM199 122H201V124H199ZM141 123V122H140ZM148 124H146V123H144V125L143 126H145V127H143L142 129H139V131H141V132H138V133H141V134H139L140 135V137L144 140V142L146 141V142H148V144H149V142L150 143H152L154 140V142L152 143V145H153V147H152V145L151 144H145V143H143L144 145H146V146H144L143 144V147H142V145H140V146H135L132 150H130L128 147H124V148H122L121 146L119 147V148H115V147H109V148H106V150H105V148H104V150L103 151H105V155H107V158H109V159H112V158H118V157H120L121 155L122 156H126V157H128V155L129 156H132L131 158H133V155L135 156L136 154H138L137 153V151H139L140 152V154L141 155H144V156H142L144 159H145V157H148V155H149V152L151 153L154 149H155V145H157V146H160L161 145V143H160V139L161 138H163V136H162V134H160L159 133V130H157L158 128H155L156 127V125H153V128H152V124H150L149 123V121L147 122ZM204 124L206 123V122H203ZM18 124H20L19 122H18ZM76 124V123H75ZM141 124H143V123H141ZM140 124V125H141ZM146 124V125H145ZM175 124V125H174ZM148 125H150L149 127H151V128H149L148 127ZM177 125V126H176ZM195 125V126H194ZM150 129H148L147 127ZM195 128H194V127ZM202 126V125H201ZM107 128V127H106ZM105 128V130H109V131H111L112 130V128H107L106 129ZM201 128V129H200ZM264 128V127H263ZM263 128H261L262 129V132H260L261 130L260 129H252V128H250L251 130H248L247 131V135L246 134H244V135H242L241 134V129L239 130V129H234L235 130V133L234 132H232V134H227V133H229V132H224V134L222 133L223 131H219V132H217V130L216 131H213V132H210L212 135L213 134H215V135H213L214 137H212V138H208V136H207V138H208V140L205 138V136L207 135V133H206V135L204 136L203 135V132L201 131V135L204 137V138H202L201 139V142L204 140L205 142H207L209 145H211V144H214L217 140H216V138L217 139H222L221 141H219V142H221V144H222V141H223V143L224 144H222V145H219V146H222V148L224 147V149L225 148H227L228 146L230 147V146H232V145H234V144H242V145H246V146H249V145H251L252 147H256V145L257 146H259V145H261V144H264V129ZM107 130V131H108ZM144 130V131H143ZM153 130H155V131H158V134H156L157 132H155V131H153ZM172 130V132H173V136H174V132L176 131V130H174L173 131ZM192 130V131H193ZM202 130H204V129H202ZM233 130V131H234ZM252 130H253V132H252ZM108 131V132H109ZM194 131V132H195ZM257 131V132H256ZM215 132V133H214ZM252 134H251V133ZM24 133V132H23ZM103 133L104 132H102V133H100V134H102V135H100V136H103ZM143 133V134H142ZM155 133V134H154ZM199 133V132H198ZM210 133H209V136H212V135H210ZM222 133V134H221ZM238 133H240V134H238ZM255 135H254V134ZM256 133H259V135H256ZM227 134V135H226ZM238 134V135H237ZM157 135V136H156ZM200 135V138L202 137ZM226 135V136H225ZM254 135V136H253ZM148 136V137H147ZM156 136V137H155ZM159 136V137H158ZM161 136V137H160ZM171 136L170 138L172 139H170V138H167L166 139V137L165 138H163L162 140H164V141H167L168 140V143H169V141L171 140V142L172 141H174L173 143H177V140H176V138L178 139L179 137L178 136ZM236 136V137H235ZM258 136V137H257ZM176 137V138H175ZM216 137V138H215ZM220 137V138H219ZM229 137V138H228ZM245 137V138H244ZM154 138V140L152 141L151 139H153ZM158 138V139H157ZM215 140H214V139ZM252 138H254V139H252ZM258 140H257V139ZM263 138V139H262ZM148 139H149V141H148ZM161 140V141H162ZM214 140V141H213ZM25 141V140H24ZM164 141H163V144H164ZM203 141V142H204ZM217 141V143L219 144V142ZM23 142V141H22ZM26 142V141H25ZM25 142H23V144H25ZM209 142H211V144L209 143ZM241 142V143H240ZM167 143V142H166ZM172 143V144H173ZM169 144H171V143H169ZM171 144V145H172ZM232 144V145H231ZM259 144V145H258ZM27 145V144H26ZM217 145V144H216ZM215 145V146H216ZM254 145V146H253ZM212 146V145H211ZM250 146V147H251ZM24 147H25V145H24ZM142 147V148H141ZM149 147L152 149L151 151H150V149H149ZM141 148V149H140ZM154 148V149H153ZM121 149V150H120ZM122 149H123V151H122ZM146 149V150H145ZM190 149V148H189ZM189 149L187 150V148H186V150L187 151H189ZM116 150V151H115ZM136 150V151H135ZM142 150H144L143 152H142ZM114 151V152H113ZM122 152V154H121V152ZM136 152V154H135V152ZM149 151V152H148ZM186 151V152H187ZM100 152V151H99ZM120 152V153H119ZM123 152L125 153V154H123ZM132 152V153H131ZM154 152V151H153ZM185 152V153H186ZM193 152V153H192ZM189 151V152H187V154H189V153H191V157L190 158H193L194 159V161H196L197 163H198V161L200 160V157H202V156H200V151L197 149H195V150H193V151ZM219 152H220V150H219ZM103 153H101V154H103ZM121 154L120 156H119V154ZM184 153V152H183ZM185 153H184V155H185ZM128 154V155H127ZM197 154V155H196ZM110 155V156H109ZM117 155H118V157H117ZM147 155V156H146ZM150 156V155H149ZM189 156H190V154H189ZM213 156V155H212ZM225 157L224 158H229V156L227 157L226 155H224ZM173 157L174 158H176L175 156H172V159H173ZM180 157V156H179ZM214 157V156H213ZM216 157V156H215ZM149 158V157H148ZM148 158H146V159H148ZM223 158V159H224ZM171 158L169 157V158H167V160L169 161ZM177 159V158H176ZM179 159V158H178ZM202 159V158H201ZM225 159V160H226ZM175 160V159H174ZM174 160H172V162L174 163V164H176V166L178 167H182V165H181V157H180V160H178L179 161V164L177 163L178 161L176 160V163H175V161ZM192 160V159H191ZM228 160V159H227ZM193 161V160H192ZM193 161V162H194ZM201 161V160H200ZM169 163H171V160L169 161ZM195 163V162H194ZM196 163V164H197ZM178 164V165H177ZM171 165H173L172 163H171ZM197 166V165H196ZM201 165H199L198 164V169H199V167H200ZM36 168L39 170L40 168H38V166H36ZM36 169V171L39 173V174H42V172H43V170L42 169H40L39 171ZM261 168H258V170H260ZM54 170V169H53ZM52 169H51V172H54ZM201 170V169H200ZM200 170H198L195 174H193V176H189V177H191V179H190V181L188 182L190 185L189 186H187L188 185V183H187V187H185V184H186V182H185V180H183L184 182H185V184H183V190H182V193H184V194H181L182 196H183V198L185 197V192H186V196L188 197V194L187 193H191L190 195H191V198H189V200H188V198L186 199V197H185V199L186 200H188L189 201V204H193L192 206H191V210L189 211V215H188V217L187 216H185L184 215V217H185V219H190V221L192 222V228H196V227H198V226H200L201 224H203V223H205V222H209L210 220L212 221V222H215V224H216V226H218V227H220V228H227L228 226L230 227V229H231V227H232V229L234 228V229H236L237 230V232L238 233H240V234H238V235H236L233 239H234V241H233V243H234V245H237V246H239L240 245V242L241 241H245V240H247V241H250V242H254L255 240H256V235L255 234H257V236L260 234V232H261V227L263 226V223H264V220L263 219H261V218H259L258 216H251V218L249 217V218H245L243 215H241V212L242 211H239L238 209H239V204L237 205L236 203H237V201H239V199H236L235 198V195H233V196H229L228 195V197H226L225 198V204H223L222 206H219V205H217V204H215L214 205V203H213V205H210L209 206V210H210V215L209 214H205V212H204V210H206L204 207H203V205H201V198H203V197H209L210 196V194H211V188H212V186H213V184H214V186H216V185H218L219 184V188H221V189H224L225 188V186H226V184H227V182H228V176L230 175H221V177H218L217 179H215L214 180V178L211 176V173H209L208 174V172H206V173H204V171L203 172H201ZM42 171V172H41ZM56 171V170H55ZM55 173V172H54ZM52 174V173H51ZM54 175V174H53ZM197 176V177H196ZM227 177V178H226ZM229 177H231V176H229ZM212 178H213V180H212ZM187 180L189 179L188 177L186 178ZM214 181V182H213ZM207 182V183H206ZM213 182V183H212ZM217 182V183H216ZM237 185V184H236ZM213 186V187H214ZM223 186V187H222ZM182 187H180V189H182ZM185 188H187V189H185ZM189 188V189H188ZM186 190V191H185ZM181 191V190H180ZM184 191V192H183ZM224 191V190H223ZM199 194V195H198ZM238 194V193H237ZM239 197H241V196H245V195H249V194H247V192H245V191H241V192H239ZM237 195V196H238ZM233 197V198H232ZM198 198H200L199 200H198ZM184 199V200H185ZM235 199V200H234ZM191 200V201H190ZM197 200H198V203H197ZM234 201H236L235 203H234ZM190 202H192V203H190ZM242 203L243 201L241 200V201H239V203ZM186 203H187V201H186ZM233 203H234V205H233ZM240 203V206L242 207V204ZM261 204H262V202H260ZM230 204V205H229ZM231 204L233 205V207L235 206V205H237L236 206V208L238 207V209H232V211H226V209H224L225 207H223V206H230L231 207ZM263 204H264V202H263ZM166 206H168V204L166 205ZM198 206V207H197ZM217 206V209L216 208H214V207H216ZM249 206V205H248ZM220 207V208H219ZM244 207H245V205H244ZM247 207V206H246ZM196 208V209H195ZM213 208V209H212ZM223 208V209H222ZM186 210L185 211H183V212H186L187 211V206H186V208H185ZM212 209V210H211ZM208 210V211H209ZM234 210V211H233ZM215 211V212H214ZM239 211V212H238ZM228 212H230V213H228ZM187 214H188V211L186 212ZM193 213V214H192ZM224 213H226V214H224ZM232 213V214H231ZM183 214H185V213H183ZM239 214V215H238ZM241 215V216H240ZM193 216V217H192ZM244 217V218H243ZM256 218V219H255ZM257 218H259V219H257ZM184 219V220H185ZM192 219V220H191ZM249 219V220H248ZM262 220V221H261ZM186 221V220H185ZM234 221V222H233ZM249 221V222H248ZM132 222V221H131ZM130 222V223H131ZM188 222V221H187ZM194 222V223H193ZM258 222V223H257ZM130 223H127V228H130L131 227V225L133 226L134 225V223H131V225H130ZM129 224V225H128ZM198 224V225H197ZM222 224V225H221ZM226 224V225H225ZM228 224V225H227ZM250 224V225H249ZM254 224V225H253ZM255 224H256V226H255ZM262 224V226H259V225H261ZM130 226V227H129ZM225 226V227H224ZM251 226V227H250ZM257 226H259V227H257ZM228 227V228H229ZM239 227V228H238ZM260 228L259 229V231H257V232H255L257 229L256 228ZM241 228V229H240ZM246 228H248V229H246ZM249 228H251V229H249ZM240 229V230H239ZM245 229V230H244ZM194 230V229H193ZM252 230V231H251ZM247 232V233H246ZM259 232V233H258ZM252 233V234H251ZM116 234H114V235H111V237H110V240H109V244L110 245H108V246H112V247H114V248H112L111 247V249H113V251H116L117 252V249H115L116 247H118V245H120L122 242H124L125 241V238H124V235L123 234H121V235H119V236H117L116 237V239H115V237H113V236H115ZM123 235V236H122ZM240 235V236H239ZM122 238H123V240H122ZM245 238V239H244ZM238 239V240H237ZM239 241V242H238ZM121 242V243H120ZM120 243V244H119ZM236 243V244H235ZM242 243V242H241ZM107 244H108V242H107ZM115 245H116V247H115ZM256 246V245H255ZM258 246V245H257ZM256 246V247H257ZM258 248V247H257ZM99 250H100V248H99ZM99 250H98V252H97V255L98 254H100L101 255V252H99ZM254 258V257H253ZM252 258V259H253ZM250 259V258H249ZM252 259H251V264L253 263H256V262H252ZM253 261H255V258L253 259ZM263 261V260H262ZM260 263V262H259ZM258 263V264H259ZM264 264V261L263 262H261L260 264Z\"/></svg>",
	"mask_w": 264,
	"mask_h": 264
}]
</instances>
